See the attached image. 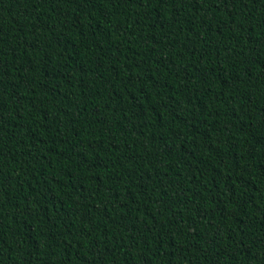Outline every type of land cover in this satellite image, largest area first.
Returning a JSON list of instances; mask_svg holds the SVG:
<instances>
[{"label": "trees", "instance_id": "16d2710c", "mask_svg": "<svg viewBox=\"0 0 264 264\" xmlns=\"http://www.w3.org/2000/svg\"><path fill=\"white\" fill-rule=\"evenodd\" d=\"M0 264H264V0H0Z\"/></svg>", "mask_w": 264, "mask_h": 264}]
</instances>
